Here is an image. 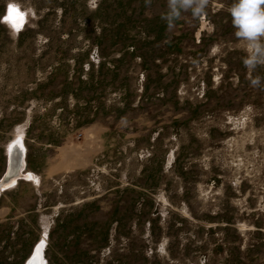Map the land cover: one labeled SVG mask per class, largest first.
Wrapping results in <instances>:
<instances>
[{"label": "rangeland", "instance_id": "1", "mask_svg": "<svg viewBox=\"0 0 264 264\" xmlns=\"http://www.w3.org/2000/svg\"><path fill=\"white\" fill-rule=\"evenodd\" d=\"M231 2L169 28L166 0H20L16 27L0 0V264H264ZM16 140L34 176L5 185Z\"/></svg>", "mask_w": 264, "mask_h": 264}, {"label": "clouds", "instance_id": "2", "mask_svg": "<svg viewBox=\"0 0 264 264\" xmlns=\"http://www.w3.org/2000/svg\"><path fill=\"white\" fill-rule=\"evenodd\" d=\"M16 7L23 8L20 0H12ZM210 0H166V11L161 19L173 28L186 14L193 18L206 15ZM227 11L235 29L234 35L246 53L243 65L254 88L264 87V75L258 74L264 69V0H232Z\"/></svg>", "mask_w": 264, "mask_h": 264}, {"label": "bare ground", "instance_id": "3", "mask_svg": "<svg viewBox=\"0 0 264 264\" xmlns=\"http://www.w3.org/2000/svg\"><path fill=\"white\" fill-rule=\"evenodd\" d=\"M12 18L15 19V17H12ZM9 155H10V167H9V172L7 173V176H6L7 178L3 182L4 184L11 182V181L12 182L15 181L18 176L19 177L26 176V177H32L33 178L34 175H32L31 172H25L23 170V167H24V147L20 141L16 140V142H14L11 145ZM16 172H17V174H15ZM39 253H40V249L38 248L37 252L29 260L28 264H40Z\"/></svg>", "mask_w": 264, "mask_h": 264}, {"label": "snow or ice", "instance_id": "4", "mask_svg": "<svg viewBox=\"0 0 264 264\" xmlns=\"http://www.w3.org/2000/svg\"><path fill=\"white\" fill-rule=\"evenodd\" d=\"M15 17V19L13 20V24L16 27L20 26V22L23 19V14L19 11V9L13 5V4H9L8 5V16L5 17V19H9Z\"/></svg>", "mask_w": 264, "mask_h": 264}]
</instances>
